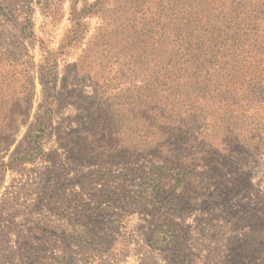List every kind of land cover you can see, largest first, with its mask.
Segmentation results:
<instances>
[{
	"label": "rangeland",
	"instance_id": "obj_1",
	"mask_svg": "<svg viewBox=\"0 0 264 264\" xmlns=\"http://www.w3.org/2000/svg\"><path fill=\"white\" fill-rule=\"evenodd\" d=\"M162 2L0 0V264H264V62L156 110Z\"/></svg>",
	"mask_w": 264,
	"mask_h": 264
},
{
	"label": "trees",
	"instance_id": "obj_2",
	"mask_svg": "<svg viewBox=\"0 0 264 264\" xmlns=\"http://www.w3.org/2000/svg\"><path fill=\"white\" fill-rule=\"evenodd\" d=\"M156 5L153 22L159 35L155 66L151 76L154 100L163 112L175 104L179 110L199 87L210 69L237 61L249 65L264 62V0H163ZM137 10L131 14L136 16ZM250 52L251 56L241 53ZM262 54V56H261ZM249 58V59H248ZM175 103V104H174ZM163 106V107H161ZM177 110V108H176Z\"/></svg>",
	"mask_w": 264,
	"mask_h": 264
}]
</instances>
